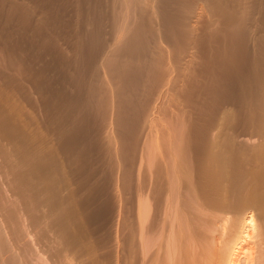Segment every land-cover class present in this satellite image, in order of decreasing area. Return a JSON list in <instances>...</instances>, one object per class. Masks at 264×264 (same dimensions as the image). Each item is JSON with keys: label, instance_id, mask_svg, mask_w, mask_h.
Listing matches in <instances>:
<instances>
[{"label": "bare ground", "instance_id": "1", "mask_svg": "<svg viewBox=\"0 0 264 264\" xmlns=\"http://www.w3.org/2000/svg\"><path fill=\"white\" fill-rule=\"evenodd\" d=\"M21 1L26 52L11 57L43 84L25 94L43 88L46 115L56 102L45 126L59 142L39 138L34 109L0 104V264H130L129 250L131 264H264V5ZM36 5L57 7L50 33ZM128 192L134 240L113 252L90 223Z\"/></svg>", "mask_w": 264, "mask_h": 264}, {"label": "rangeland", "instance_id": "2", "mask_svg": "<svg viewBox=\"0 0 264 264\" xmlns=\"http://www.w3.org/2000/svg\"><path fill=\"white\" fill-rule=\"evenodd\" d=\"M12 1H14V0H0V27L1 26H3L2 24L4 23L5 25H4V27H1L0 28V104H1V106L2 107H4V108H9V109H12V108H16V107H20L22 104H24V105H26V108H28L29 109V107H30V109L28 110V109H26V112H29L30 111V113L31 112H33V109L36 111V113L35 114H37L36 116H35V114H33V113H31V114H33V119L35 120H33V119H31L30 121L32 122V123H35L36 124V122L38 121V119L40 120V118H44V119H41L42 121L43 120H45V121H43V124H44V126H42L41 127V129L40 130H42V131H40L41 133H38V136H39V138L41 137V138H45V137H47L48 135H50L52 132H50V133H48V130H49V128H48V130H47V126H45L46 125V122L47 121H49V122H47V125H48V127H49V125H50V120H48L47 118H49L48 116H50L51 118H52V111L51 110H55L54 108L56 107L55 105H56V102L55 101H51L53 104H54V106L52 107L53 109H50V111L49 112H51V113H49V112H47V115H46V109H43V108H41V106L43 105H41V100L42 99H39V97L41 98L42 96V93H44V89L42 88V87H40V88H42V90H41V95L36 91H34L33 93H32V91L31 92H29L28 94H25L26 92H25V90H31L30 88H32V87H30V88H28L27 86H32L31 85V83H35V85H36V83H37V86L39 87V84L40 85H43V84H41V83H38L39 81H37V82H33V79L32 78H30L31 77V73H32V71H30V70H24V71H26L25 72V75H24V73H23V71L20 73L19 72V70L18 69H16V63L13 61V59H12V57L11 56H13V55H11V53H13L14 51H15V53L17 54H19V51L21 50L22 51V53H21V51H20V53L23 55L24 53L23 52H26V50H24L23 51V47L21 46V44H19L22 40H26V38H24V37H27V39H28V35L29 34H27L26 33V31H25V29H26V27H25V25L24 24H27L26 23V21H25V17L24 16H22L23 14L22 13H19V14H17L19 11L15 8H13L12 9V4H13V2ZM254 1L255 0H253V3H254ZM262 1H264V0H259V4H263L264 5V3L262 2ZM16 2H17V4H19L20 2H21V4H22V2L23 1H21V0H16ZM40 4V3H39ZM32 5V4H31ZM41 5V4H40ZM40 5H36L37 7H35L34 6V11L36 12V11H38V12H40L39 10H41L42 11V9L44 8V6H40ZM41 7V8H39V7ZM11 8V12H12V16H8V15H10V14H8V11L7 10H10V9H7L6 10V8ZM30 7H33V5L32 6H30ZM29 7V8H30ZM37 8V9H36ZM46 8V9H45ZM45 8L43 9V11L44 12H41V15L43 16V18L44 19H46L47 20V22H48V25L50 26H48L47 25V23H44L45 24V28L44 29H46L47 27V29H46V32H49L50 33V29L52 28L51 26H53L54 25V27H56L57 25H58V17L56 16V14L54 13V11L56 12V10H57V7H50V6H48V7H46L45 6ZM56 8V9H55ZM48 11V12H47ZM254 11V10H253ZM262 11H264V7H263V9H262ZM10 12V13H11ZM14 12H15V14H14ZM52 12L55 14H52ZM255 12H256V14L257 15H260V17H261V15H262V17H261V19H262V23H263V21H264V12H258L257 11V9H255ZM255 12H252L253 14L255 13ZM6 13V14H5ZM51 13V14H50ZM8 14V15H7ZM22 14V15H21ZM46 14V15H45ZM48 14H50L51 16H49ZM40 15V17H42ZM47 15H48V17H50V18H48L47 19ZM10 17H13L12 19L10 18ZM22 17H24L23 18V20H22ZM252 17H253V19L255 18V17H258V16H255V14L254 15H252ZM54 18H56V19H54ZM8 19H11V20H8ZM50 19V20H49ZM257 19V18H256ZM7 20H8V22H7ZM21 20H22V22H21ZM23 22H25V23H23ZM7 23V24H6ZM43 24V25H44ZM264 24V23H263ZM262 24V25H263ZM22 26V27H21ZM23 26H24V30H23ZM53 27V29H55ZM21 28H22V30H23V32H22V30H21ZM49 30V31H48ZM67 29L66 28H64V29H61V31L59 30V34L60 35H63V34H67V32H68V30L66 31ZM24 31H25V33H24ZM52 31V30H51ZM63 31V32H62ZM23 34H22V33ZM45 32V33H46ZM65 32V33H64ZM49 33H47L46 34V36H48L49 35ZM52 33H53V31H52ZM62 33V34H61ZM9 34H11V37L9 36ZM23 35V37H21ZM13 37V38H12ZM13 43H15L14 45H16V47L13 45ZM22 43V42H21ZM13 45L14 46V50H13V46H9V45ZM18 45H19V47H18ZM44 48H45V50H44V48L42 49V51L44 50V51H46L47 50V48H50L51 47V45H50V43L48 44V42L46 43V44H44ZM47 46H50V47H47ZM9 47V48H8ZM22 47V48H21ZM16 48V49H15ZM17 51V52H16ZM14 53V54H15ZM28 54V55H27ZM26 55L27 56H29V53H26ZM24 56V57H27V56ZM38 57V59H36ZM35 58V60H33V59ZM30 60V65H32L31 67H34V68H40V67H42L43 65L41 64V66L40 67H38L39 66V64L40 63H45V61L44 62H42L44 59H42L43 57L42 56H36V57H32ZM9 61V62H8ZM68 61V60H67ZM70 61V60H69ZM14 62V63H13ZM34 62V63H33ZM13 63V64H12ZM38 63V64H37ZM33 64L35 65V66H33ZM15 65V66H14ZM29 64H27V66H28ZM9 66V67H8ZM18 67V66H17ZM10 68H13V69H10ZM17 70L18 71V73H17V71H16V73H14L15 72V70ZM41 69V68H40ZM13 70H14V72H13ZM29 71V72H28ZM36 71H38L37 69H36ZM9 72H12V73H14V77L17 79V81L19 82V84H21V85H16L17 87L18 86H20V88L18 87H16V89H15V84H12V83H9L8 82V80H7V77L9 76L8 74H9ZM28 72V73H27ZM31 72V73H30ZM12 73H10L11 75H13ZM28 74V75H27ZM10 75V76H11ZM24 76V77H23ZM50 76V75H49ZM25 78V80L23 79V78ZM29 77V78H28ZM19 79V80H18ZM20 79H23L24 81H25V83L23 82V80H22V82L23 83H20L21 81H20ZM32 82H31V81ZM27 81H30V82H27ZM16 82V81H15ZM18 82H17V84H18ZM30 83V84H28L27 85V83ZM10 84V85H9ZM25 84V85H24ZM14 85V86H13ZM23 85V86H22ZM27 87V89H25ZM16 90V91H15ZM30 96L29 98L27 97V99H24V98H26V97H24V96ZM37 96H38V99H39V101H38V99H36L37 98ZM31 98V102H29L30 104H32V106L30 105L29 106V103H28V101L27 100H29ZM34 101H33V100ZM35 100H37L36 102H35ZM30 101V100H29ZM27 102V103H26ZM33 102H34V104H36L35 106L36 107H34V105H33ZM38 102H40L39 104H38ZM26 103V104H25ZM43 103V102H42ZM52 104V105H53ZM37 105H38V107H37ZM42 107H44L45 108V106H42ZM36 108V109H35ZM45 112H44V111ZM44 112V113H43ZM29 113V117L31 118L32 116H31V114ZM49 113V114H48ZM46 115V116H45ZM43 116V117H42ZM45 116V117H44ZM38 119H37V118ZM47 117V118H46ZM30 118H28V119H30ZM36 118V119H35ZM51 118H49V119H51ZM46 119H47V121H46ZM53 119V118H52ZM51 119V120H52ZM49 123V124H48ZM102 122H100V124H101ZM29 124H31L30 122H29ZM34 124V125H35ZM99 124V125H100ZM33 124H31V126H34ZM44 127V128H43ZM46 127V128H45ZM45 130V131H44ZM50 131V130H49ZM44 132H46L45 134H46V136H45V134H44ZM54 132L56 133V130H54ZM48 133V134H47ZM44 134V135H43ZM54 133L53 134H51L50 135V137H52L53 139H52V143H53V140L55 139V138H57V136H55V135H57V134H55L54 136ZM92 135V134H91ZM90 134L88 135V136H91ZM82 137V138H84L83 140V142H81V143H84L86 140H88V139H86V138H89V137ZM55 137V138H54ZM82 138H81V141H82ZM58 138L57 139H55L54 140V144H57L58 145ZM51 143V144H52ZM50 144V145H51ZM71 150H73V149H70V154L71 153H74L73 151H71ZM68 154H69V152H68ZM81 166V165H80ZM79 166V167H80ZM78 167V166H77ZM76 170V169H75ZM78 173V172H77ZM74 176V175H73ZM75 176L76 177H74L73 179V182L76 180H78V178L79 177H82L81 176V174L79 175V174H75ZM75 181V182H76ZM78 182H80L79 180H78ZM74 184H76V185H74V188L75 187H77V188H75L76 189V192H80V193H83L84 192V188H83V186L82 185H80L79 183L77 184V182L76 183H74ZM80 187H79V186ZM104 194V193H103ZM128 194H130L131 196H132V194H131V192H128L127 194H126V198H124L125 200L124 201H126V202H123L122 201V204L120 203V202H118L119 200H118V198H117V196H116V194H113V193H109V195L107 196V195H105L106 197L104 198V197H102L101 195L102 194H100V196L102 197V199L104 200V202L101 204V206H100V208L95 212V215L97 216H94L93 218H94V220H93V218L91 219L92 221H91V227H92V229H93V227H94V229L95 230H92V232H93V237H95V238H97L98 240H102V243H106L105 245H109L108 247L110 248L111 246L110 245H112L113 243L112 242H116V240L118 239V240H120L121 238L122 239H124V241L126 240V241H128V242H132L133 240H134V236L132 235L133 234V229H134V224H133V221H134V214H133V212H132V210H133V202H132V197L130 196V195H128ZM115 196H116V198H117V200L116 199H114L115 198ZM114 197V198H113ZM127 197H128V199H127ZM107 199V200H106ZM115 201H117V202H115ZM128 201V202H127ZM112 203H113V205H112ZM118 203V204H117ZM105 204V205H104ZM127 204L129 205V206H127ZM107 205V206H106ZM124 205H125V208H124ZM105 206V207H104ZM113 206V207H112ZM110 207H112V208H110ZM116 207V208H115ZM107 208V210H105ZM120 208H121V210H120ZM118 209V210H117ZM100 210V211H99ZM114 210V211H113ZM102 212V213H101ZM98 213H99V215L101 214V216H98ZM104 213V214H103ZM118 213H119V215H118ZM106 214V215H105ZM102 215H104V216H102ZM123 215H125L124 217H123ZM119 216H121V217H119ZM101 217V218H100ZM106 217V218H105ZM108 217V218H107ZM123 218L122 220L121 219H119V218ZM105 218V219H104ZM97 219V220H96ZM103 219V220H102ZM120 221H119V220ZM99 220H100V222H99ZM111 220V221H110ZM114 221H116V222H114ZM128 221V222H127ZM118 222H122L124 225H123V227L122 226H120V228L118 227V225H117V227L121 230V227L123 228V230L122 231H118L119 229L117 228V230H116V225H114V224H116V223H118ZM125 222H126V224H125ZM94 223V224H93ZM92 224H93V226H92ZM119 224H121V223H119ZM133 224V225H132ZM115 228V229H114ZM114 229V230H113ZM118 231L117 233H116V231ZM120 233V234H119ZM122 234H124V235H122ZM119 235V236H118ZM114 237V238H113ZM119 237H121V238H119ZM117 238V239H116ZM107 240V241H106ZM113 240V241H112ZM112 244H111V243ZM110 243V244H109ZM108 247L105 249V250H108V252H107V255L108 254H110V256H111V253H113L114 252V249L111 247L110 248V250H112L113 249V252H111V251H109V249H108ZM106 252V251H105ZM111 252V253H110ZM130 254V255H129ZM113 255V254H112ZM128 255L130 256V257H127L128 259V263H134V257H133V251L131 252L130 250H129V253H128ZM113 256H115V255H113ZM116 257V256H115ZM116 260V259H115Z\"/></svg>", "mask_w": 264, "mask_h": 264}]
</instances>
